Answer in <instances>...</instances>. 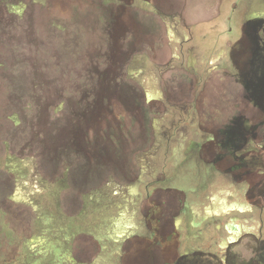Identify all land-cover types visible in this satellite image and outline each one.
<instances>
[{"label":"rangeland","instance_id":"obj_1","mask_svg":"<svg viewBox=\"0 0 264 264\" xmlns=\"http://www.w3.org/2000/svg\"><path fill=\"white\" fill-rule=\"evenodd\" d=\"M261 28L264 0H0V261L164 264L165 228L264 264Z\"/></svg>","mask_w":264,"mask_h":264},{"label":"flooded vegetation","instance_id":"obj_2","mask_svg":"<svg viewBox=\"0 0 264 264\" xmlns=\"http://www.w3.org/2000/svg\"><path fill=\"white\" fill-rule=\"evenodd\" d=\"M221 134L225 135L226 137L224 138V140L222 141V144L224 147H229V145H233L234 147H232V150H239L242 146L241 145H237V142H241L242 141V135L241 136H237L236 139V135L234 134L233 138L232 137V132H229V130H224L223 132H221ZM209 139V137H208ZM198 147H201L200 144H196ZM227 150V148H226ZM199 159H202L204 162L207 161L206 159H203L202 156L199 157ZM207 163L211 164V166L213 165V161H207ZM232 176H235V173H230ZM158 210H161L159 207H156ZM4 211V212H3ZM2 213L3 215H6L5 213L8 214H12L14 218H16L17 214L19 216H21L24 220V211H21L20 209H17L16 212L15 210H13V212H10L9 209L7 210H3ZM183 211H179L176 212V215H180V213ZM23 213V214H22ZM22 214V215H21ZM2 215V216H3ZM5 217V216H4ZM153 220H155V217H153ZM25 221L22 222V220L18 221L16 223L17 227L20 230V233L23 235H25L24 237H20V242L23 243L25 241H29V236L26 237V234L30 235V229L28 231L25 230V226H24ZM27 226V225H26ZM165 226V225H163ZM8 228V227H7ZM169 229V228H168ZM176 229H165L163 228V236L160 237L161 241L155 242V244L157 246H162V250L164 251V258L167 259L166 261H163L164 264H196L195 261H197L198 259H194L192 258L193 256L197 255L194 253H196L197 251L193 252V253H187V254H182L179 255L178 257H176L175 255L172 254L173 250L176 248V245L178 244V238H179V234L177 233V231H175ZM20 235V234H19ZM21 236V235H20ZM155 235H153V238L150 239V241L153 243V240H157L155 239ZM167 244V245H165ZM58 248L54 249L53 252L50 253H42V254H35V255H31V254H19L17 256L13 257H9V260H5L4 258L2 259V261H0V264H10V262H16L15 264H93V261H97L96 259H94L95 256H86L83 254H79V253H73V254H61L58 253ZM174 253V252H173ZM170 256V257H168ZM172 258V260H171ZM153 261L154 258L152 257ZM151 262L149 264H155V262ZM12 264V263H11Z\"/></svg>","mask_w":264,"mask_h":264},{"label":"trees","instance_id":"obj_3","mask_svg":"<svg viewBox=\"0 0 264 264\" xmlns=\"http://www.w3.org/2000/svg\"><path fill=\"white\" fill-rule=\"evenodd\" d=\"M250 26V24L248 25V27ZM252 27V26H250ZM256 27V26H254ZM263 30L264 33V28H261ZM253 33V37H255L256 33H257V28H255L254 30H250L249 33ZM250 37V35H249ZM253 47V48H252ZM251 49H248L249 51H247L248 53L251 52L252 53V58H254L256 61H258V64H260V60H261V66L264 68V41L261 42V44H256L255 46L252 45ZM260 71L259 74L257 73L256 76L258 77L256 79V87L260 88V91H258V89L255 91V95H253V100L255 101V103H257V106L261 107L262 111L264 110V70L262 73V76L260 77ZM249 83H251V79L249 81ZM254 92V91H253Z\"/></svg>","mask_w":264,"mask_h":264}]
</instances>
